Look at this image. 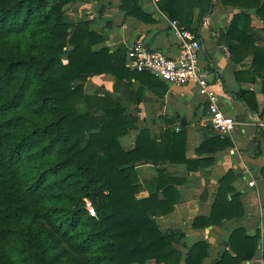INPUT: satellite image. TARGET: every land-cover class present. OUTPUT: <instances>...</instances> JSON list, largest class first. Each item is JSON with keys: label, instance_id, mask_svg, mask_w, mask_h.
<instances>
[{"label": "trees", "instance_id": "16d2710c", "mask_svg": "<svg viewBox=\"0 0 264 264\" xmlns=\"http://www.w3.org/2000/svg\"><path fill=\"white\" fill-rule=\"evenodd\" d=\"M76 1L0 0V264H203L208 242L192 245L183 259L177 245L185 232L161 229L157 219L174 212L182 201L178 187L186 182L168 164L199 170L213 160L186 158L185 127L159 137L142 129L134 148L123 146L120 139L138 128L137 119L113 93L87 84L111 75L118 87L139 72L126 67L124 47L102 48L105 38L90 21L68 20L65 9ZM220 1L240 11L229 40H255L246 36L249 17L255 12L264 23V0ZM158 6L194 34V18L201 22L215 8L214 0H159ZM135 8L132 0L121 7L127 15ZM252 66L264 80V50L255 52ZM241 96L256 109L253 92ZM233 146L229 137L217 135L197 152ZM146 165L157 176L143 198L147 187L139 168ZM235 179L231 170L221 179L210 214L193 218V229L245 216ZM259 240V232L249 236L235 228L230 249L212 264L252 261Z\"/></svg>", "mask_w": 264, "mask_h": 264}, {"label": "crops", "instance_id": "0c3cea01", "mask_svg": "<svg viewBox=\"0 0 264 264\" xmlns=\"http://www.w3.org/2000/svg\"><path fill=\"white\" fill-rule=\"evenodd\" d=\"M123 1L79 0L69 4L65 14L72 23L82 19L90 21L92 28L105 38L102 48L116 51L124 47L127 52L135 43H141L169 58L179 57L182 48L180 41L173 33L172 20L158 6L159 0H132L136 7V10H132L133 15H127L121 9ZM214 5L215 8L201 22L198 16L194 18L193 27L203 45L201 71L218 94L223 113L237 122L231 134H220L208 123V103L199 94L194 82L181 87L172 86L146 71L139 72L134 78L124 77L118 87H115L117 80L111 75L93 77L87 86L90 90L102 87L113 93L127 115L137 119L138 128L130 130L127 136L120 139L126 149L134 148L136 137L142 129L149 130L152 137H159L164 131L179 132L181 127H185L186 158L213 160L209 166L199 170H190L186 164L167 166L170 172L186 182L178 187L182 201L176 205L173 213L158 218L157 222L161 229L185 232L181 245H177L183 259L192 245L206 241L210 245L209 257L203 264H212L224 250L230 249L228 242L231 231L243 228L249 236H255L258 232L260 235L256 256L245 264H264V127L261 126L264 124V80L254 73L252 66L255 52L264 50V23L255 12H251V29L246 36L254 35L256 39L246 40L243 44L240 38L229 40L231 23L240 11L234 7L226 8L220 0H214ZM246 20L243 18V24ZM124 58L127 59L126 54ZM126 67L134 71L129 67L128 60ZM243 92L255 94L253 104L256 109L245 102L246 97L241 96ZM217 135L229 137L234 146L215 154L208 153L211 152L209 149L204 155H199L197 150L204 141ZM139 169L140 183L147 187L141 194L145 198L149 196L148 187L157 176V171L151 165ZM230 170L236 176L232 186L241 193L245 216L220 226L193 229V218L210 214L220 181ZM252 180L256 183L253 188L248 186V181Z\"/></svg>", "mask_w": 264, "mask_h": 264}, {"label": "built area", "instance_id": "2783aa9c", "mask_svg": "<svg viewBox=\"0 0 264 264\" xmlns=\"http://www.w3.org/2000/svg\"><path fill=\"white\" fill-rule=\"evenodd\" d=\"M175 37L180 41L181 53L177 58H169L160 51L146 48L135 43L127 50L128 65L137 72H152L156 77L172 86H185L196 83L198 92L208 103V123L220 134H231L237 122L223 113L219 105V97L209 80L201 71V51L203 45L198 37L191 32L183 31L178 22H170ZM264 127V124H261ZM248 186H256L255 181H248Z\"/></svg>", "mask_w": 264, "mask_h": 264}, {"label": "rangeland", "instance_id": "374dc122", "mask_svg": "<svg viewBox=\"0 0 264 264\" xmlns=\"http://www.w3.org/2000/svg\"><path fill=\"white\" fill-rule=\"evenodd\" d=\"M98 87V86H97ZM96 89H99V87L98 88H96ZM144 195V194H143Z\"/></svg>", "mask_w": 264, "mask_h": 264}, {"label": "water", "instance_id": "95a60500", "mask_svg": "<svg viewBox=\"0 0 264 264\" xmlns=\"http://www.w3.org/2000/svg\"><path fill=\"white\" fill-rule=\"evenodd\" d=\"M154 74V73H153ZM155 75V74H154Z\"/></svg>", "mask_w": 264, "mask_h": 264}]
</instances>
